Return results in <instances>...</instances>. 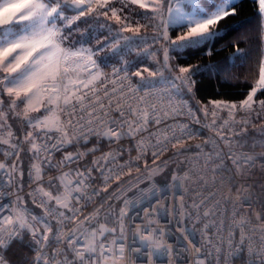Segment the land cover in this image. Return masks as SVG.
Here are the masks:
<instances>
[{
  "label": "snow or ice",
  "instance_id": "snow-or-ice-1",
  "mask_svg": "<svg viewBox=\"0 0 264 264\" xmlns=\"http://www.w3.org/2000/svg\"><path fill=\"white\" fill-rule=\"evenodd\" d=\"M123 3L125 7L131 3L142 9H150L149 19L162 18V24L156 25L159 35L153 37V42H164L163 57L157 61L161 67L154 72L144 68L133 75L144 81L146 77L143 73L147 72L148 77L157 78V83L164 87L145 92L142 96L138 94L140 89L131 84L126 66L113 68L110 78L101 70L97 58L105 49H110L113 55H122L124 49L130 50L137 40L148 43L142 32L154 25L131 21L123 15V8L117 9L111 0H0V105L4 104L5 97L8 100L7 112L0 107V156L3 157L0 160V176L8 177L9 186L17 173L23 177L21 150L31 152L32 159L37 161L31 165L29 177L39 181L42 166H52L50 158L54 151L65 150L80 141L86 144L92 136L116 142L144 131L145 125L159 111L156 101H171L181 88L189 93L195 88L193 76L201 66L182 62L174 64L170 62L171 58L182 56L185 51L208 48L219 37L220 23L237 14L235 0H123ZM257 4L258 15L264 21V0H257ZM68 12L74 15L69 16L66 14ZM101 14L120 26L111 40L98 41L95 49L86 48L83 44L77 46L76 42L71 41L72 26L77 21ZM169 30L173 35L169 34ZM256 39L264 45V23L259 26ZM234 47L236 52L242 51L238 46ZM159 51L143 49L145 55L153 57ZM211 54L209 48L206 55ZM204 70L220 72L226 69L208 65L204 66ZM165 72L169 75L165 76ZM257 77L255 86L239 104L214 102L217 107L228 109L229 120L224 121V126H230L229 121H235L239 111L251 114L256 111V105L264 110V100L257 97L258 91H264V47L257 61ZM107 84L112 85L110 90ZM98 85L105 87L98 91ZM37 94L46 95L43 109L45 113H53V116L40 119L28 115L29 111L40 110L32 107ZM105 99L108 107H105ZM113 100L115 104H112ZM18 101L27 102V106L22 114L17 111L16 116L19 118L23 115L26 127L31 128L24 132L23 139L12 131L8 123L11 114L19 108ZM125 104L127 108L123 107ZM112 107L122 118L118 126L117 121L108 118V110ZM57 111L64 114L63 121L55 115ZM84 112H87L86 120ZM77 115L78 119L75 118ZM212 115L215 117L216 113ZM126 116L133 119H125ZM247 123V120L242 122L244 125ZM25 145L28 147L25 148ZM82 155L85 153L68 152L62 163L72 164ZM111 159L115 157L111 156ZM73 174L75 180L71 179ZM87 178L86 172L65 173L60 178L65 189L62 195L45 192L43 186L34 190L42 194L40 204L53 216L55 224L46 217L31 215L22 203L17 204L15 212L9 207L8 215L3 214L5 207L0 205V249L7 248L14 240L22 239L21 234L26 231L31 233V242L35 245L36 256L32 264H106L109 260L115 264L116 260L122 259V224L120 236L108 242V236L116 233V228H109L105 224L97 226L92 223L94 217L78 219V209L73 201L78 202L82 198L81 188ZM49 187H52V182H49ZM176 187H179L178 183ZM44 196L47 200L43 199ZM50 202L66 209L71 215L49 207ZM261 218L264 219V212ZM66 221L73 224L67 232L64 231ZM138 232L140 249L137 251L143 250L141 256L144 264H151L152 256L167 254L168 247L153 236V232H159V229L144 227ZM52 243L63 245V248L56 247L49 255L46 249ZM66 253L71 254L70 259ZM60 257L63 259H58ZM0 264H5L2 258Z\"/></svg>",
  "mask_w": 264,
  "mask_h": 264
},
{
  "label": "built area",
  "instance_id": "built-area-1",
  "mask_svg": "<svg viewBox=\"0 0 264 264\" xmlns=\"http://www.w3.org/2000/svg\"><path fill=\"white\" fill-rule=\"evenodd\" d=\"M161 24L162 18H155L153 37L159 35L156 25ZM160 43L164 42H153L151 38L145 48L155 52ZM160 55L161 51L150 58L157 63ZM125 66L131 84L140 89L139 95L164 87L157 83V78L148 77V73H143L146 79L141 81L122 63H108L101 70L111 78L113 68ZM106 86L109 90L112 87L111 84ZM103 87L105 85H98V91ZM183 90L171 101H156L159 111L145 125L144 131L132 137L109 142L106 138L92 136L86 144L80 141L65 150L54 151L50 158L52 166H42L39 181L29 177L31 165L37 161L29 163L28 182L20 190L15 187V179L9 186L8 177L0 176L3 214L8 215L9 207L16 211L22 193H28L47 212L40 204L42 194L34 190L43 186L45 192L51 188L56 195L63 194L65 189L60 178L65 173L86 172L88 178L81 188L82 198L78 202L74 200L73 204L78 209V219L94 217L92 223L97 226L105 224L117 228L123 217L124 256L115 264H144L143 250L137 251L140 249L138 230L144 227L159 229L153 232L154 239L169 249L166 255L152 256L151 264H201V261L203 264H264V219L261 218L264 212V110L256 105V111L251 114L239 111L235 121L230 120V126H224V121L229 120L228 109L217 107L214 102H234L220 99L202 105L193 90L191 93ZM100 94L103 98L102 92ZM17 103L19 108L15 111L22 114L25 109L19 101ZM105 107H108L106 99ZM28 115L44 119L50 113L42 109ZM57 115L61 121L65 119L63 113L57 111ZM83 115L86 120L87 112ZM108 118L117 121V126L122 119L114 107L109 108ZM20 119L24 123L23 115ZM245 120L246 125L242 124ZM68 152L85 155L72 164L62 163ZM173 160L183 163V169L166 174ZM161 175H166L167 181L161 182L158 179ZM71 179H76L74 174ZM108 199L109 203L104 206ZM49 207L58 208L52 202ZM58 210L71 215L66 209ZM65 223L67 232L73 224ZM120 234L109 235L108 242ZM56 247L62 249L63 245L52 243L46 251L51 255ZM1 250L0 258L10 264ZM65 255L71 258L70 253Z\"/></svg>",
  "mask_w": 264,
  "mask_h": 264
},
{
  "label": "trees",
  "instance_id": "trees-1",
  "mask_svg": "<svg viewBox=\"0 0 264 264\" xmlns=\"http://www.w3.org/2000/svg\"><path fill=\"white\" fill-rule=\"evenodd\" d=\"M111 2L117 9L123 8V15L127 16L131 21L139 22L142 25H154L142 32L148 42L153 38L155 34V19L148 18L150 9H142L138 5L131 3H128L127 7H125L123 0H111ZM235 4L237 14L220 23L221 31L219 37L213 40L208 45V48L199 51H185L182 56L172 57L170 61L174 64L182 62L185 65L201 66L200 70L193 76L196 81L193 92L198 103L202 105L220 99L239 104L251 91V88L255 86L258 78L257 61L261 56V48L264 45L256 39V35L259 26L264 21L258 15L257 0H235ZM66 14L69 16L74 15L72 12ZM72 27L71 41L76 42L77 46L83 44L86 48L95 49L98 46V41L111 40L117 34V29L120 26L101 14L99 16H86L77 21ZM120 35L131 36L132 33H120ZM170 35H173L171 30ZM146 45L147 43L137 40L136 44L131 45L130 50L125 48L122 55H113L110 49H105L99 53L97 62L100 63V67H106L108 63H122L130 67L134 73L144 68L154 71L158 69V64L150 56L143 53ZM163 45L164 43H160L158 46L161 51V59L163 57ZM234 46H238L242 51L236 52ZM209 48L212 54L206 55ZM101 60L104 62L101 63ZM208 65H216L226 70L220 72L205 71L204 66ZM181 89L183 90V88ZM182 92L185 93L184 90ZM257 97L264 100V91H258ZM4 101V104L0 105V107H3L5 112H7V97L4 98ZM21 105L25 106V103H21ZM8 123L12 126V131L20 139H23L25 131H29V128L26 127L20 117L17 118L16 111L11 114V119H9ZM24 147L27 148L28 145ZM20 159L22 161L21 170L23 171V177H19L17 173L15 178V187L19 190L24 188L28 182L26 176L28 164L35 161L32 159L31 152H25L24 150H21ZM0 160H3L2 156H0ZM182 169L183 163L179 160H173L166 174L181 172ZM158 179L161 182L167 181L166 175H161ZM46 191L51 192L54 196L56 195L51 188L46 189ZM108 201L110 199L106 200L103 205L105 206L109 203ZM19 202L28 208L31 215L46 217L51 223L55 224L53 218L28 193H22ZM52 203L55 205L54 202ZM111 223L113 224V221ZM22 237V239L1 250V254L9 260L10 264H32L35 259V245L31 242V233L25 231L22 233Z\"/></svg>",
  "mask_w": 264,
  "mask_h": 264
},
{
  "label": "rangeland",
  "instance_id": "rangeland-1",
  "mask_svg": "<svg viewBox=\"0 0 264 264\" xmlns=\"http://www.w3.org/2000/svg\"><path fill=\"white\" fill-rule=\"evenodd\" d=\"M184 10L187 11L188 10L187 7H185ZM46 101H47L46 95L37 94V96L33 98L32 106H34L35 108H40V110H41V109H43V104H45ZM55 115H57V112L55 113ZM51 116H53V113H50L49 117H51ZM26 176H27V172H26ZM27 180H28V177H27ZM58 195H62V194L59 193Z\"/></svg>",
  "mask_w": 264,
  "mask_h": 264
},
{
  "label": "water",
  "instance_id": "water-1",
  "mask_svg": "<svg viewBox=\"0 0 264 264\" xmlns=\"http://www.w3.org/2000/svg\"><path fill=\"white\" fill-rule=\"evenodd\" d=\"M174 176H176V174L174 175ZM123 217L121 216V220H120V223H119V226L116 228L117 229V231H116V233L117 232H120V226H121V224L123 225ZM115 234V233H114Z\"/></svg>",
  "mask_w": 264,
  "mask_h": 264
},
{
  "label": "crops",
  "instance_id": "crops-1",
  "mask_svg": "<svg viewBox=\"0 0 264 264\" xmlns=\"http://www.w3.org/2000/svg\"><path fill=\"white\" fill-rule=\"evenodd\" d=\"M26 106H27V102H25V106H23L24 107V109L26 108ZM33 107V109H37V108H35L34 106H32ZM40 109V108H39ZM42 110V109H41ZM34 111H36V110H32V111H29V112H34ZM58 116V115H57Z\"/></svg>",
  "mask_w": 264,
  "mask_h": 264
}]
</instances>
